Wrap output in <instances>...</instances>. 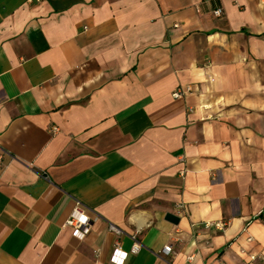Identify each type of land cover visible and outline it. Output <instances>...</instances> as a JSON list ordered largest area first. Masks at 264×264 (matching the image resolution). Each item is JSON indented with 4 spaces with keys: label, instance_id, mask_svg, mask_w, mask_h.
Listing matches in <instances>:
<instances>
[{
    "label": "crops",
    "instance_id": "0c3cea01",
    "mask_svg": "<svg viewBox=\"0 0 264 264\" xmlns=\"http://www.w3.org/2000/svg\"><path fill=\"white\" fill-rule=\"evenodd\" d=\"M0 149V264H264V0H0Z\"/></svg>",
    "mask_w": 264,
    "mask_h": 264
},
{
    "label": "built area",
    "instance_id": "2783aa9c",
    "mask_svg": "<svg viewBox=\"0 0 264 264\" xmlns=\"http://www.w3.org/2000/svg\"><path fill=\"white\" fill-rule=\"evenodd\" d=\"M27 2L35 1L39 2L40 0H26ZM223 11L220 8H216L215 11L213 12L214 16H221ZM191 92L190 87H178L174 90L172 93V97L175 98H184L189 93ZM5 155V152L0 149V168L3 166V159L2 157ZM176 209L182 211L183 206L181 204L176 205ZM98 218L97 214L90 211L87 207H85L80 201H75L74 208L70 212V215L68 218L65 220V223L63 227H68L72 230V235L74 238L80 240L84 238L90 231L91 223L93 222L94 219ZM110 231H112L116 237H119L121 234V231L114 227L113 225L109 224L108 225ZM113 252H112V260L116 264H121L125 258L124 253L121 251L120 247V241L115 240ZM138 249V245L134 244L133 245V252H136ZM161 253L164 255H171L173 254L172 252V247L170 245H166L162 250Z\"/></svg>",
    "mask_w": 264,
    "mask_h": 264
},
{
    "label": "water",
    "instance_id": "95a60500",
    "mask_svg": "<svg viewBox=\"0 0 264 264\" xmlns=\"http://www.w3.org/2000/svg\"><path fill=\"white\" fill-rule=\"evenodd\" d=\"M165 219H167L168 221L172 222V223H176L177 222V217L171 213H167L165 215Z\"/></svg>",
    "mask_w": 264,
    "mask_h": 264
}]
</instances>
